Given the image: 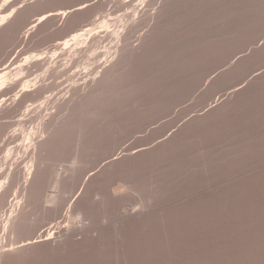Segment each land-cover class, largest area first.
<instances>
[{"label": "rangeland", "instance_id": "obj_1", "mask_svg": "<svg viewBox=\"0 0 264 264\" xmlns=\"http://www.w3.org/2000/svg\"><path fill=\"white\" fill-rule=\"evenodd\" d=\"M41 1L9 0L0 8V16L16 9L27 11ZM83 1L55 0L38 8L31 13L35 18L23 19L18 32L0 41V74L25 64L3 83L11 90L0 91V123L4 125L0 187L8 186L0 196L1 203L6 201L5 207L0 205L2 221L19 199L26 202L24 207H32L29 217L26 214L28 226L22 232L16 226L10 230L9 251L0 256V261H7L0 263L264 264V0H171L162 10L158 9L162 6L152 9L151 16L140 14L138 20L145 25L140 22L134 28L138 31L130 33L132 40L118 41L121 49L131 43L127 49L134 59L128 58L115 77L97 84L99 93L91 92L97 91L94 85L92 89L83 85L79 92L68 88L92 78L96 70L71 80L58 79L59 47L76 26L85 29L107 19L116 21L111 35L109 31L97 34L104 40L96 35L95 44L110 48L115 42L113 29L119 32L127 25L121 15L145 6L147 0H88L83 13L78 12L87 17L81 25L72 24L78 13L42 21L65 14V7L73 12L69 8ZM54 8L62 11L55 13ZM116 25L122 29H115ZM110 51L105 54L110 55L109 61L117 58ZM98 70L95 78L97 73L102 75ZM53 80L65 84L44 90L40 102L24 104V109L32 112L34 107L37 112L29 113L27 123L41 114L44 105L52 114L56 112L54 127L40 137L51 138L48 149L39 147V156L35 154V176L25 190L21 166L33 156H26L22 147L21 157L16 153L7 157L24 135L8 134L15 126L4 121L23 118L8 112L19 107L20 93ZM67 96H74L73 105L58 114L59 99ZM62 119L67 123L63 125ZM52 130L56 133L51 134ZM12 164L18 173L9 176L7 168ZM14 192L20 197L9 207Z\"/></svg>", "mask_w": 264, "mask_h": 264}, {"label": "bare ground", "instance_id": "obj_2", "mask_svg": "<svg viewBox=\"0 0 264 264\" xmlns=\"http://www.w3.org/2000/svg\"><path fill=\"white\" fill-rule=\"evenodd\" d=\"M61 1V0H60ZM167 1L169 2L170 1V3H171V0H147V2L145 3V6L144 5H141L140 7H138L137 9H135L134 8V11L132 12V13H125L124 15H121V21H123V22H127L126 24V26H124L123 28V30H121V31H119V32H116L117 31V29H116V27H117V25L115 26V29L116 30H114L113 29V32L112 33H114V37H115V42L112 44V45H110L111 47L110 48H107V46L109 45H105L106 43L104 42V41H102V43L105 45L104 47H99L98 45H96L95 43L97 42V40L98 39H100L99 37H98V35L97 34H99L100 35V33L102 32H104L105 33V31H109V33H110V27H112L114 24H115V22L116 21H114V22H112V20H105V21H102V22H104L103 24H94L93 23V25H91V24H89V25H91V26H88L87 28H85V29H82L81 27L80 28H78V29H76L77 28V26H76V28H74L75 30H68V31H70L71 33L69 34V39H67L66 41H64V43H62V45L59 47V49L61 50V52H60V54L57 52V59H56V66H57V69H58V79H59V77L60 78H62L63 76H67V79H69V80H71V79H74V78H76L77 76H82L83 74H85L86 72H88L89 74H91V73H93L94 72V70H96V72H97V69H99L98 70V72L100 71V70H102V71H100L101 72V74L102 75H98V73L96 74V78L94 77V75H95V73L96 72H94L93 74H92V78H90V79H86V80H83V82L82 83H79V84H75V82H74V84H71V85H69V91L71 92L72 90H73V92H74V90H78V92H79V89H81L82 87H83V85H85V87H87V88H90L91 87V89L93 88V86L92 85H94V89H95V87L97 86V84L100 86V84H102L103 82V80H107V79H110L115 73L117 74V72L120 70V68H123V64H124V62H129L131 59V57H132V60L134 59L133 58V55L131 56V54H133L132 53V50L129 52V47H128V49H127V46H130V44L129 45H127V43H126V49L124 48V45H123V48L121 49L120 48V43L118 44V41L119 40H122V38H123V41H127V39H128V37H129V35H130V33H132V31L133 30H137V29H134V28H136V26L138 25V24H140V22H142V20H141V18H140V20H138V18L140 17V14H143V16H146V15H149V16H151V13H152V9L153 10H155L156 8H158V7H160V6H162V5H164V6H167L168 4H166L165 5V3H167ZM8 2H9V0H0V8L3 6V5H6L5 3H7L8 4ZM53 2H55V0H42L38 5H35L34 7L33 6H30V8L31 9H27V11L25 10V11H22L21 9H22V7H20L21 9H19V11L20 12H17L18 10L16 9V10H11V13H9L10 15H4L3 14V16H0V41L2 42L3 40H5L6 38L8 39V37L10 38L11 36H12V33L13 34H15V32H16V29L17 28H20V26L19 25H21L22 24V22H23V19L25 20V18L27 19V17H32V12L34 13V11L36 10V9H38V8H41V7H48V5H50L51 3H53ZM56 2H57V0H56ZM88 2V0H86V1H83V2H81V3H79V4H76V5H74V6H71L70 8H69V10H71V8L73 7V9H75V10H72L73 12H71V11H68V7H65L67 10H66V13L65 14H63L62 13V15H57V14H55V15H52V17H43L42 18V21L43 22H46L47 20H50L51 18H53L54 17V19L55 18H57L58 19V17L60 18V19H63V18H65L66 16H68L69 14H72V13H78V12H82L83 13V11L87 8H85V7H83V5L85 6V3H87ZM38 3V2H37ZM73 3V2H72ZM71 4V3H70ZM141 4H143V3H141ZM28 6V5H27ZM56 6V5H55ZM79 6H81V9H80V7ZM138 6V5H137ZM77 7H79V9H76ZM83 7V8H82ZM26 8V7H25ZM61 8V7H60ZM63 8V7H62ZM65 8H64V10H65ZM164 7L162 6V7H160V8H158L159 10H162ZM90 9V8H89ZM88 9V10H89ZM157 9V11H159ZM40 10V9H39ZM50 10H52V9H50ZM49 10V11H50ZM54 11H56L55 13H58V11H62V9H60L59 10V8L58 9H56L55 10V8L53 9ZM53 10L51 11V12H53ZM92 10V9H91ZM12 11H13V13H12ZM16 11V12H15ZM49 11L47 10L46 11V13H49ZM156 11V10H155ZM160 12V11H159ZM162 12V11H161ZM163 12H164V10H163ZM54 13V12H53ZM89 13V12H88ZM87 13V14H88ZM98 13V12H97ZM79 14V13H78ZM90 14V13H89ZM159 14V13H158ZM35 15V16H34ZM33 16L34 17H32V18H35L36 17V14H34ZM95 15V14H94ZM94 15H91V16H93V18H94ZM142 16V15H141ZM148 17V16H147ZM87 17H86V15H84V16H81L80 14H79V16H75V18L73 19V22H72V24L74 25V23L76 24V23H79V25H81L80 24V22L82 23L83 21H85V19H86ZM103 18V17H102ZM105 18V17H104ZM119 18V19H120ZM101 19V18H100ZM28 20H29V18H28ZM53 20V19H52ZM87 20V19H86ZM22 21V22H21ZM33 21V20H32ZM35 21V20H34ZM55 21H57V20H55ZM10 22L12 23L10 26L8 25V24H10ZM42 22V23H43ZM56 23V22H55ZM118 23H120V22H118ZM124 23V24H125ZM145 22H142V24H144ZM58 24V23H57ZM117 24V23H116ZM123 24V23H122ZM121 24V25H122ZM123 24V25H124ZM70 25H71V23H70ZM72 25V27H74ZM87 25V24H86ZM122 25V26H123ZM145 25V24H144ZM147 25V24H146ZM122 26H120L119 25V27L121 28ZM139 26V25H138ZM137 26V27H138ZM41 27V26H40ZM72 27H69L70 29L72 28ZM79 27V26H78ZM140 27V26H139ZM118 28V27H117ZM120 28H118V30H120ZM58 29H60V28H58ZM122 29V28H121ZM141 30V29H140ZM143 30V29H142ZM19 30L17 29V32H18ZM47 31V30H46ZM138 31V30H137ZM40 32V31H39ZM106 32V33H107ZM36 33V32H35ZM45 33V32H44ZM56 33V32H55ZM102 33H101V35H102ZM105 33V34H106ZM134 33V32H133ZM19 34V33H18ZM38 35V34H37ZM45 35V34H44ZM54 35V34H53ZM97 35V36H96ZM104 35V34H103ZM110 35H111V33H110ZM135 35H136V33H135ZM17 36V35H16ZM98 38L97 40H96V37ZM105 36V35H104ZM107 38L109 37V34H108V36H106ZM105 37V39H106V41L107 42H111V37H109L110 39H107ZM131 37V36H130ZM129 37V39H131ZM135 37V36H134ZM95 38V39H94ZM101 38H104V37H102L101 36ZM93 39H94V41H93ZM112 39H113V37H112ZM96 40V41H95ZM100 40H104V39H100ZM109 40V41H108ZM132 40V39H131ZM130 41V40H129ZM0 42V43H1ZM4 42V41H3ZM101 42V41H100ZM98 43H99V41H98ZM117 43V44H116ZM100 44V43H99ZM125 44V43H124ZM101 45V44H100ZM102 46V45H101ZM104 48V49H103ZM113 49V51L112 52H114V55H116L117 56V58L116 59H114L113 58V60L111 59L110 61L108 60V58L110 59V55H109V57H108V55H107V57H106V55L105 54H107V52H111L110 50H112ZM59 50V51H60ZM135 52V51H134ZM112 55H113V53H112ZM129 55V56H128ZM128 56V57H127ZM102 57H105V58H107L106 60H105V58H102ZM114 57V56H113ZM130 59L129 61L127 60V59ZM104 59V60H103ZM47 60V59H46ZM45 60V61H46ZM32 61V59L31 60H29L28 62H31ZM44 61V62H45ZM5 62V61H4ZM27 62V63H28ZM47 62V61H46ZM108 62H111V64H108V65H110V66H106V63H108ZM1 64V63H0ZM31 63H29V65H30ZM126 64V63H125ZM20 65V66H19ZM18 65V67L17 68H12V69H10V70H7V72H4V73H2V74H0V85L2 84V87H0V91L1 90H4V94H5V90H6V93L7 92H9V90H11V88L9 89V88H7V89H9L8 91H7V89L6 88H4V85H3V83L4 84H6V82L7 81H9V79L11 80V79H13V76H15V75H17V73H18V71L19 70H22L23 69V65H25V64H19ZM27 65V64H26ZM43 65L44 66H46L47 64H45V63H43ZM125 66H127V65H124V68H125ZM25 67H27V66H25ZM15 69H18L17 71H16V73H13V71L12 70H15ZM93 70V71H92ZM124 70V69H123ZM91 71V72H90ZM88 73H86V74H88ZM88 74V75H89ZM88 75H86V76H88ZM97 75L99 76V77H97ZM94 77V78H93ZM113 77H115V76H113ZM80 78V77H79ZM118 78H120V77H118ZM117 78V79H118ZM49 79H47V81H48ZM64 80H66L65 78H64ZM64 80H61V81H59L58 82V85H61V84H65V82H64ZM80 80V79H79ZM46 81V82H47ZM63 81V82H62ZM77 82H78V79L76 80ZM112 81V80H111ZM116 81V80H115ZM36 82H38V83H40L39 81H36ZM38 83H36V84H38ZM59 83H61V84H59ZM109 83V82H108ZM58 85H57V82L55 83V81L53 80V81H51V82H47V83H45V84H40V85H36V86H38L37 88H36V86H35V83L33 84V87H34V89H33V91L32 92H29V91H22V89L24 88H20V92H23V94L22 93H18L19 94V96L20 97H18V99H19V102H18V106L19 107H17V108H15V109H12V110H9L8 112H9V114H10V112L11 111H13V113L15 112V113H19L18 115H21L22 114V119H21V116H18L19 117V119H15L14 121H12L13 119H12V117L10 118V120L9 121H4V124L5 123H10L9 125H11L10 127H14L15 126V128H13V129H11V131H8V134H11L10 132H13V131H15L14 133H12V134H14V135H16L17 133L16 132H22V135L20 134V133H18L16 136H18V135H20L21 137L24 135V140L20 143V144H17V146L10 152V154H8V158L9 157H11V155H13V153H16V155L17 156H19V157H21L20 155V153H19V149L20 148H22V147H24V148H26L25 149V151H26V156L28 155V156H33L32 158V160L28 163L27 162V159H25L24 161H25V163H24V161H23V166H21L22 168H23V171H20V172H22V174L23 175H25V183H26V185H25V190H26V188L27 187H29V180L32 178H34V176H35V167H36V163H37V157L39 156L38 154H37V152L39 151L38 149H40L41 151L42 150H45V147H46V145L50 142V136H49V140H47V138L46 139H43V138H41L40 139V137H42L43 135H45L46 134V131H47V129L48 130H50L49 128L50 127H52L53 125H54V123H55V120H56V115H55V113L54 114H52L53 112H51V111H49V110H47L46 109V107H47V105H44V107H45V109L41 112V114L40 115H38V116H36V115H34V116H36L35 118H32V120L30 119L29 121H32V122H29V123H27L28 122V120H26L25 121V118L26 117H30V115H29V113H33V110H35V112H34V114H36L37 112H36V109H34V107H32V112H31V110H30V108H29V110L28 109H24V104L27 102V101H32V102H36V101H38V102H40L44 97H42V96H44V90L46 91L47 90V92L49 91V89L48 88H50L51 89V87L53 88V86L55 87V86H57L58 87ZM104 85V84H103ZM30 85H28V86H25V87H27V90H31V89H29L30 87H29ZM32 86V85H31ZM64 86V85H63ZM12 87V86H11ZM29 87V88H28ZM101 87H102V85H101ZM45 88H47V89H45ZM108 88V87H107ZM25 89V88H24ZM104 89V88H103ZM95 90H97V91H91L92 93L93 92H97V93H99L98 92V90H99V88H97V89H95ZM102 90V89H101ZM42 92H43V94H42ZM67 92V91H66ZM77 92V93H78ZM86 92V91H85ZM46 93V92H45ZM87 93V92H86ZM94 93V94H95ZM76 94V92L74 93V95ZM81 94H83V92L81 93ZM91 94V93H90ZM102 94V93H101ZM17 95V94H16ZM73 95V94H72ZM77 95V94H76ZM84 95V94H83ZM82 95V96H83ZM99 95V94H98ZM107 95V94H106ZM102 96V95H101ZM71 97V96H70ZM84 97L86 98V96L84 95ZM96 97V96H95ZM64 98V97H63ZM63 98H60L59 100V102H58V108H59V110L60 111H58L59 113L58 114H60V112H62V111H64L63 109H65V107H68L69 105L71 106V105H73L72 103H73V100H74V96L73 97H71V98H69L68 96L66 97L67 99H63ZM80 98H83V97H80ZM61 99H63V100H61ZM34 100V101H33ZM36 100V101H35ZM58 100V99H57ZM75 102V101H74ZM76 103V102H75ZM81 104V103H80ZM55 105V104H54ZM75 106V105H74ZM108 106V105H107ZM51 107V106H50ZM81 107V106H80ZM87 107V106H86ZM9 108V107H8ZM25 108H27L26 106H25ZM36 108V107H35ZM88 108V107H87ZM110 108V107H109ZM7 109V108H6ZM9 109H11V108H9ZM24 109V110H23ZM55 109V108H54ZM57 109V108H56ZM55 109V110H56ZM70 109H72V108H70ZM112 109V108H111ZM53 110V109H52ZM54 110V111H55ZM47 111H49V112H47ZM67 111V110H66ZM77 111V110H76ZM75 113V112H74ZM86 113V112H85ZM4 114H5V112H4ZM65 114V113H64ZM63 114V115H64ZM8 115V114H7ZM67 115V114H66ZM66 115H65V117H66ZM79 115V114H78ZM84 115V114H83ZM6 116V115H5ZM33 115H32V117H34ZM62 116V115H61ZM68 116V115H67ZM104 116V115H103ZM9 116H7V118H8ZM71 117H74V115L73 116H71ZM105 117H106V115H105ZM6 118V117H5ZM62 118V117H61ZM69 118V117H68ZM12 119V120H11ZM77 119V118H76ZM78 119H80V118H78ZM106 119V118H105ZM63 120V119H62ZM66 120V119H65ZM65 120H63L62 122V124L64 125V121ZM70 121V119L68 120V123H70L69 122ZM78 121V120H77ZM106 121V120H105ZM2 122V121H1ZM81 122V121H80ZM67 123V122H66ZM65 123V124H66ZM106 124V123H105ZM0 125H1V123H0ZM7 125V124H6ZM9 125H7V126H9ZM60 125V124H59ZM81 125V124H80ZM2 126H3V128H4V125H3V123H2V125L0 126V131H1V129H2ZM57 126H58V124H57ZM56 126V128H58ZM67 126V125H66ZM71 126V125H70ZM74 126V125H73ZM9 127V128H10ZM22 127H25L24 129H22ZM54 127V126H53ZM81 127V126H80ZM56 128L54 129L56 132H58V130H56ZM60 128V127H59ZM66 128V127H65ZM70 128H72V127H70ZM78 128V127H77ZM22 129V130H21ZM67 129V128H66ZM21 130V131H20ZM54 130H52L53 132H51V134H54V133H56V132H54ZM64 130V129H63ZM69 130V129H68ZM73 130V129H72ZM65 131V130H64ZM67 131V130H66ZM80 131V130H79ZM7 132V131H6ZM33 133V134H32ZM48 133H50V132H48ZM60 133V132H59ZM64 133V132H63ZM62 133V134H63ZM75 133V132H74ZM80 133V132H79ZM68 134V133H67ZM71 134V133H70ZM73 134V133H72ZM60 135V134H59ZM79 135V134H78ZM33 136L35 137V138H33ZM67 136V135H66ZM65 136V137H66ZM72 136V135H71ZM70 136V137H71ZM43 137H46V136H43ZM51 137H53V135H51ZM19 139H20V137H18ZM39 138V139H38ZM56 138H58V137H56ZM60 138V137H59ZM75 138V137H74ZM38 139V140H37ZM67 139V138H66ZM65 138H64V140H66ZM78 139V138H77ZM46 140V141H45ZM61 139H58V141H60ZM73 140V139H72ZM53 142V141H52ZM54 143V142H53ZM31 144V145H30ZM21 145V146H20ZM45 145V146H44ZM66 145V144H65ZM60 146H61V144H60ZM40 147V148H39ZM67 147V146H66ZM69 147V146H68ZM72 147V146H71ZM50 148V147H49ZM52 148V147H51ZM47 149H48V145H47ZM46 149V151H48ZM54 149V148H53ZM64 149V148H63ZM63 149H61V150H63ZM66 149V148H65ZM69 149V148H68ZM52 149H50V151H51ZM56 151V150H55ZM68 151V150H67ZM41 153V152H40ZM46 153V152H45ZM52 153V152H51ZM62 153V152H61ZM68 153V152H67ZM20 154V155H19ZM35 154H37L38 156H35ZM48 154V153H47ZM56 154V153H55ZM45 155V154H44ZM66 155V154H65ZM68 155H69V153H68ZM40 156H43L42 155V153H41V155ZM56 156H57V154H56ZM70 156H73V154L72 155H70ZM19 157H18V159H19ZM44 157H46V156H44ZM50 157V156H49ZM48 157V158H49ZM61 157V156H60ZM7 158V159H8ZM15 158V157H14ZM23 158V157H22ZM42 158V157H41ZM39 159L40 161L41 160H43V159ZM47 158V157H46ZM51 158V157H50ZM53 158V157H52ZM5 159V158H4ZM9 160V159H8ZM23 160V159H22ZM13 161H14V159H13ZM21 160H19L18 161V163H20V165H22V162H20ZM48 161H51V160H48ZM48 161H47V163H48ZM53 161H54V159H53ZM1 162H3V161H1ZM15 162H17L16 161V159H15V161H14V163ZM39 162V161H38ZM45 162H46V159H45ZM10 163V162H9ZM40 163H42V161L40 162ZM55 164H56V162H54ZM43 164V163H42ZM50 164V163H49ZM53 164V163H52ZM2 165V164H1ZM19 165V166H20ZM51 165V164H50ZM57 165V164H56ZM62 165H63V163H62ZM6 166V165H5ZM17 166V165H16ZM18 166V167H19ZM38 166V165H37ZM48 167H49V165H48ZM63 168H64V165L62 166ZM2 168H4V167H2ZM1 168V169H2ZM16 167L12 164L11 165V167H8L7 169V174H9V176H11V174L13 173V172H16L15 170L17 169H15ZM47 168V167H46ZM46 168L44 169V170H46ZM56 168V167H55ZM62 168V169H63ZM5 170H6V168H4ZM39 169V168H38ZM41 169V168H40ZM57 169V168H56ZM3 170V169H2ZM50 170V169H49ZM58 170V169H57ZM48 171V170H47ZM51 171H52V169H51ZM2 172V171H1ZM41 172V171H40ZM45 172V171H44ZM48 172H50V171H48ZM18 172H16V174H17ZM42 173V172H41ZM6 174V175H7ZM15 174V173H14ZM21 174V175H22ZM39 174V173H38ZM38 174H36V176H38V177H40ZM47 174H49V173H47ZM46 174V175H47ZM58 174H59V172H58ZM41 175H43V173L41 174ZM52 175V174H51ZM54 175V174H53ZM6 177V176H5ZM47 177V176H46ZM53 177V176H52ZM52 177H50L51 179H52ZM58 177V176H57ZM42 178V177H41ZM43 178H44V176H43ZM49 177H47V179H50ZM20 179V177H19V175H18V179L17 180H19ZM39 179V178H38ZM46 179V180H47ZM50 179V180H51ZM43 180V179H42ZM45 180V179H44ZM53 180V179H52ZM55 180V179H54ZM41 181V180H40ZM56 181V180H55ZM59 180H57V182H58ZM62 181V179L60 180V182ZM6 182V181H5ZM42 182V181H41ZM41 182H39L40 184H41ZM47 182V181H46ZM46 182H44V185H45V183ZM59 182V183H60ZM1 183H3V182H1ZM55 183V182H54ZM52 184V183H51ZM57 184V183H56ZM1 186V185H0ZM12 186H14V185H12ZM57 186V185H56ZM55 186V187H56ZM63 186H64V184H63ZM6 187V184L4 185V183L2 184V187H0V196L3 194V191H5L4 190V188ZM8 187V186H7ZM7 187H6V190H7ZM41 187V186H40ZM47 187V186H46ZM45 187V188H46ZM39 188V187H38ZM42 188V187H41ZM58 188H59V186H58ZM9 189V188H8ZM13 189V188H12ZM32 189V188H31ZM63 189V188H62ZM66 189V188H65ZM14 190V189H13ZM41 190H43V188L41 189ZM44 191V190H43ZM61 191V190H60ZM8 192V191H7ZM12 192V191H11ZM10 192V193H11ZM32 192V191H31ZM63 192V191H62ZM61 192V193H62ZM65 192V191H64ZM13 193V192H12ZM17 192H14V194H12L13 196H15V197H13L10 201H9V207L11 206V204H12V206H13V201L15 200V199H18L17 197H20V196H16L15 194H16ZM40 193V192H39ZM5 194V193H4ZM9 194V193H8ZM30 194V193H29ZM23 195V194H22ZM28 195V194H27ZM41 195V194H40ZM46 195V194H45ZM44 195V196H45ZM5 195H3V197H4ZM7 196V195H6ZM26 196V195H25ZM50 196V195H49ZM47 197V198H49L50 200H52L53 199V197H52V199L50 198V197ZM2 197V196H1ZM11 197V196H10ZM28 197V196H27ZM8 198H9V196H8ZM32 198V196L30 197V199ZM41 198V197H40ZM39 198V199H40ZM3 199V198H2ZM14 199V200H13ZM36 199V198H35ZM44 199V198H43ZM13 200V201H12ZM22 200V199H21ZM20 199H19V201H16L15 202V206L17 207L16 209H15V206H14V208L12 209V213L11 214H9L8 216H9V218L6 220L5 219V221H2V213L0 214V256H2L1 254H5L7 251H9V250H7L6 249V243H7V238H8V236H9V233H10V230L11 229H13V226H16V227H18V229L19 230H21V232H22V230H24L28 225H26L25 223V221H27V216H26V214H28V212H31V210H30V208H32L30 205H28L27 206V204H26V207H24L23 206V204L24 203H26L25 201H24V203H23V201H21ZM24 200V199H23ZM34 200V199H33ZM32 200V201H33ZM47 200V199H46ZM47 201H49V200H47ZM6 202V201H5ZM4 201H3V203H1L0 205H2L3 204V206L5 205L4 203H5ZM42 202V201H41ZM44 202V201H43ZM52 203V202H51ZM50 203V204H51ZM35 204V203H34ZM43 204V203H42ZM50 204H49V207H50ZM6 205H7V203H6ZM45 205H46V203H45ZM2 206V207H3ZM8 206V205H7ZM42 207H43V205H41ZM40 206V207H41ZM53 206V205H52ZM5 207V206H4ZM24 207V208H23ZM35 207V206H34ZM33 207V208H34ZM55 207V206H54ZM53 207V208H54ZM26 208V209H25ZM45 208V207H44ZM51 208V207H50ZM2 209V208H1ZM10 208H8L7 210H9ZM36 209V208H35ZM47 209V208H46ZM30 210V211H29ZM43 210V209H42ZM2 211V210H1ZM9 211V212H10ZM34 212H36V210H32V214L34 213ZM42 212V211H41ZM46 212V211H45ZM23 213H24V215H23ZM38 213V212H37ZM40 213V212H39ZM32 214H30V215H32ZM4 215V214H3ZM21 215V216H20ZM33 216V215H32ZM28 217H29V214H28ZM20 220V221H19ZM28 220H29V218H28ZM31 220H32V218H31ZM17 221H18V224H17ZM5 223V224H4ZM29 223V222H28ZM4 224V225H3ZM16 224V225H15ZM26 225V226H25ZM17 228H15V230H16ZM17 229V230H18ZM14 230V229H13ZM17 232V231H16ZM15 232V234L16 235H18V233H20V232H18V233H16ZM14 233V232H13ZM21 235V234H20ZM50 236H52L53 234L51 233V234H49ZM13 236L15 237V235L13 234ZM12 236V237H13ZM19 236V235H18ZM18 236H16V237H18ZM14 237H13V240H14ZM20 237V236H19ZM12 239V238H11ZM17 242V240L16 241H14L13 243H16ZM11 243H12V241H11ZM12 245H14V244H11V247H12ZM13 250H14V248H12ZM16 249V248H15ZM16 250H14V252H15ZM84 252V251H83ZM10 252H8L7 253V255L9 254ZM3 254V255H4ZM12 254H13V251H12ZM15 254V253H14ZM10 256H11V254H10ZM3 257V256H2ZM5 257V256H4ZM14 257H16L15 255H14ZM0 259H1V257H0ZM6 259H8V261H9V259H10V257L9 258H6ZM13 259V258H12ZM11 260V259H10ZM6 261L7 260H5L4 259V261L3 260H1L0 262H5L6 263ZM15 261V259L13 260V262ZM4 263V264H5ZM9 264H10V261L8 262ZM1 264V263H0Z\"/></svg>", "mask_w": 264, "mask_h": 264}]
</instances>
